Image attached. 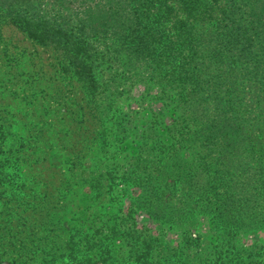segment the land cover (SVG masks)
<instances>
[{"label":"rangeland","instance_id":"rangeland-1","mask_svg":"<svg viewBox=\"0 0 264 264\" xmlns=\"http://www.w3.org/2000/svg\"><path fill=\"white\" fill-rule=\"evenodd\" d=\"M115 6L42 2L48 16L72 13L99 31L75 45L0 16V264H264V141L239 134L224 203L188 204L182 178L199 148L193 128L180 129L190 107L173 83L181 56L164 36L152 51L110 36L122 24ZM136 9L155 33L146 6ZM251 84L241 78L243 103ZM157 208L169 214L153 217Z\"/></svg>","mask_w":264,"mask_h":264},{"label":"trees","instance_id":"trees-1","mask_svg":"<svg viewBox=\"0 0 264 264\" xmlns=\"http://www.w3.org/2000/svg\"><path fill=\"white\" fill-rule=\"evenodd\" d=\"M74 1L0 0V16L9 17L29 36L43 42L58 36L54 39L56 43L75 45L82 42L84 32L95 35L99 31L94 32L81 22L78 24V20L73 22L72 13L48 16L50 11L40 7L42 2L53 3L54 11H65L64 6ZM112 1L116 4L114 10L122 17V24H115L116 29L112 27L107 31L110 36L116 33L119 39L131 36L133 45L137 40V44L148 51H152L154 43L164 36L169 40L166 50L181 56L179 66L173 71V83L181 98L185 96L183 102L186 105L190 102V107L187 122L180 129L192 127V136L199 148L195 154L199 164L182 178L181 193L193 199L188 200V204L205 203L211 208L213 203H224L221 196L227 188V180L232 178L231 168L235 167V162L240 164L238 149L246 143L239 134L256 130L254 145L264 141V57L256 54L261 49L264 53V9L259 8V0ZM140 6H146L145 10L154 18L155 33L153 27H139V14L144 11L136 9ZM164 26L167 27L166 36L160 31ZM149 37H156L153 43ZM255 48L258 49L255 51ZM85 70L89 73L91 69ZM243 77L252 83L246 103L239 89ZM253 108L257 115L251 117L248 113ZM145 177L147 181L157 178L153 171ZM154 193L150 190L147 194L150 201ZM160 201L161 198L155 196L153 203L158 205ZM151 214L160 218L169 211L157 208ZM137 242L135 238L133 243ZM139 256L137 254V258ZM76 261L73 257L71 264Z\"/></svg>","mask_w":264,"mask_h":264}]
</instances>
